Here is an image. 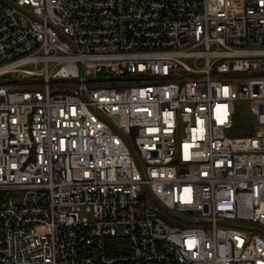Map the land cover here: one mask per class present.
<instances>
[{
  "label": "built area",
  "instance_id": "obj_1",
  "mask_svg": "<svg viewBox=\"0 0 264 264\" xmlns=\"http://www.w3.org/2000/svg\"><path fill=\"white\" fill-rule=\"evenodd\" d=\"M0 264H264V0H0Z\"/></svg>",
  "mask_w": 264,
  "mask_h": 264
},
{
  "label": "rangeland",
  "instance_id": "obj_2",
  "mask_svg": "<svg viewBox=\"0 0 264 264\" xmlns=\"http://www.w3.org/2000/svg\"><path fill=\"white\" fill-rule=\"evenodd\" d=\"M233 111V123L226 129L227 134H239L246 127L248 122L254 121V118L247 109L246 102L244 100L235 103Z\"/></svg>",
  "mask_w": 264,
  "mask_h": 264
}]
</instances>
